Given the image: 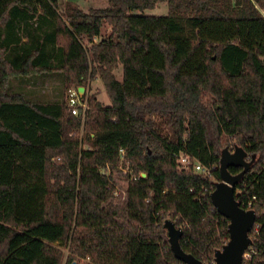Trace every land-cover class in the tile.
<instances>
[{"label": "trees", "instance_id": "16d2710c", "mask_svg": "<svg viewBox=\"0 0 264 264\" xmlns=\"http://www.w3.org/2000/svg\"><path fill=\"white\" fill-rule=\"evenodd\" d=\"M57 2L0 0V264H62L55 243L65 264H183L163 228L178 214L182 249L214 261L229 235L210 193L232 144L255 157L234 193L244 209L255 197L264 264V0L69 2L64 15ZM159 2L166 16L143 14ZM50 71L74 86L97 76L111 104L88 97L82 124L65 103L8 92L12 77ZM121 150L138 178L119 204L104 168ZM179 152L211 175L180 167Z\"/></svg>", "mask_w": 264, "mask_h": 264}, {"label": "rangeland", "instance_id": "374dc122", "mask_svg": "<svg viewBox=\"0 0 264 264\" xmlns=\"http://www.w3.org/2000/svg\"><path fill=\"white\" fill-rule=\"evenodd\" d=\"M72 3L77 8L86 12L90 8H104L108 6V0H58L57 11L61 15H64L67 3ZM168 4L166 2H159L155 5L153 9H148L143 12L146 15L154 16H166L168 14ZM261 13L264 15V9H260ZM35 24V22H34ZM22 37L23 32L20 33ZM110 34V26L104 24L101 35L94 38V42H99L100 40L106 39ZM23 40L25 38L23 37ZM86 42V39L83 38ZM59 44V42H58ZM114 75L117 79H121L122 69L118 66L114 71ZM74 85L68 84L62 73L58 71L42 72L29 74L27 76H15L9 80L8 92L9 93H22L31 101L36 102H62L66 103L67 88ZM86 89L84 96L94 97L96 101L100 102L103 106H109L111 104L108 94L102 83L97 76L87 80L81 85ZM73 132L80 139V149H88L89 145L85 140L86 132L81 126L78 129L74 128ZM235 146L227 147L230 151H233ZM58 161V158H56ZM125 158L118 161V163L109 165L104 168L106 175L109 176L110 183L113 187V202L123 203L126 199L125 190L132 177L136 175L135 170ZM180 169V167H178ZM53 246L60 249L63 254L62 264H65L66 259L69 255L68 245H61L59 243L53 244ZM204 264H214L209 258H204ZM85 260H79L78 264H85Z\"/></svg>", "mask_w": 264, "mask_h": 264}, {"label": "water", "instance_id": "95a60500", "mask_svg": "<svg viewBox=\"0 0 264 264\" xmlns=\"http://www.w3.org/2000/svg\"><path fill=\"white\" fill-rule=\"evenodd\" d=\"M78 93L84 95L85 87L78 86ZM254 156L248 159L247 152L241 147L235 146L233 151L224 148L219 159V181L215 183L210 193V201L217 212L228 219V241L213 254L214 264H241L242 255L252 241L249 232L256 219L253 209H244L235 198L234 186L247 172L254 160ZM242 167L237 174H231L229 167ZM145 176V174H142ZM167 241L173 256L183 264H202L191 253L185 252L180 245L183 230L176 227L170 220L163 222ZM72 264H76L73 262Z\"/></svg>", "mask_w": 264, "mask_h": 264}, {"label": "built area", "instance_id": "2783aa9c", "mask_svg": "<svg viewBox=\"0 0 264 264\" xmlns=\"http://www.w3.org/2000/svg\"><path fill=\"white\" fill-rule=\"evenodd\" d=\"M78 86H71L67 88V97H66V106L68 111L77 117L81 118L82 124L85 121L87 111L89 110L88 105V99L84 93V95H80L77 90ZM86 91V89H85ZM177 157V163L182 168H189L191 167L194 171L204 174V175H211V168L205 167L200 162H198L195 158L191 157L189 154L185 152H179L176 154ZM123 151L121 150V160L123 159ZM143 174V173H142ZM140 174L141 176H143ZM138 177H132L133 180L137 179ZM255 200V197L252 198V200L248 203V208L245 209H251L250 206L252 205V201ZM262 214H264V210L262 211ZM257 217V216H256ZM180 219V220H179ZM176 227L184 230L188 227V224L185 220H182L180 215H176L171 220ZM178 223V224H177ZM261 223L257 222L253 224L252 229L249 232V237L251 241L257 239L259 236ZM258 256V250L254 247H252V244L247 247V249L244 251L242 255V261L241 264H255L256 257Z\"/></svg>", "mask_w": 264, "mask_h": 264}]
</instances>
